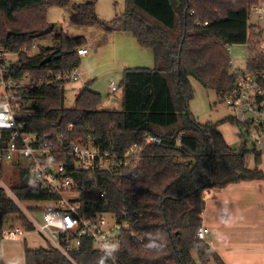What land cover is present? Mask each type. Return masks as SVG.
<instances>
[{
    "label": "trees",
    "instance_id": "obj_1",
    "mask_svg": "<svg viewBox=\"0 0 264 264\" xmlns=\"http://www.w3.org/2000/svg\"><path fill=\"white\" fill-rule=\"evenodd\" d=\"M262 2L124 0L123 13L112 23H123L121 31L152 53L154 66L124 69L118 85L122 108L108 111L100 108L101 96L88 88L79 92L73 108H67L64 83H46L52 74L77 68V49L86 45L84 37L70 38L63 29L49 25L48 8L70 6L71 24L106 28L95 13V1L0 0V46L17 56L8 74L26 75L33 84L21 92L28 105L22 118L24 132L36 134L40 142L63 135L64 146L89 138L117 157L133 145L140 148L127 166L114 170L79 169L66 153L52 159L64 162L73 179L74 200L86 216L114 214L120 223L130 224L119 233L114 264H221L215 251L197 236L205 191L264 176L258 169V149H232L218 130L221 122L201 124L192 116L188 109L194 97L191 80L223 102L234 85L227 48L248 45V40L250 67L264 70V54L257 50L264 29L249 26L250 9ZM43 39L51 44L36 47L38 52L29 55L34 42ZM9 136L7 130L0 132V146ZM250 154L253 169L246 167L245 156ZM13 168L19 180L9 192L0 186V228L5 215H17L22 229L34 231L21 204L54 203L58 197L38 186L26 165ZM99 187L106 191L104 198L97 194ZM74 239L58 237L62 249L72 247L67 256L51 244L37 249L25 245L24 264H97L105 255L90 237L82 236L78 247L73 246Z\"/></svg>",
    "mask_w": 264,
    "mask_h": 264
},
{
    "label": "built area",
    "instance_id": "obj_2",
    "mask_svg": "<svg viewBox=\"0 0 264 264\" xmlns=\"http://www.w3.org/2000/svg\"><path fill=\"white\" fill-rule=\"evenodd\" d=\"M250 15L255 17L256 23L250 22L249 26L257 24L260 26V23L264 22V2L253 6L250 9ZM247 44L249 50L247 69L240 67L235 69L230 64V70L234 75V85L223 102L231 109L230 120L237 127L241 146L252 151L264 141V70H253L250 67L253 57L250 54L249 40ZM33 47L36 48L35 43ZM88 52L86 47L77 49L80 58L85 57ZM10 55L15 54L7 53L5 48L0 46V87L3 89V94L0 96V132L2 130L10 132L6 143L0 146V168L4 163L26 165L36 184L47 190L49 194L58 197L54 203H48L42 209V224L29 216L37 232L43 235L46 241L67 256V251L72 247L64 250L59 246L60 234L65 235L67 240L74 236L73 246L75 247L79 246L82 236H88L94 241L96 248L103 252L101 245L117 243L121 230L130 227V224L120 223L114 214L86 216L80 209V203L75 201L74 197H70L72 194L75 195L73 179L67 174L64 162H55L52 159L66 153L79 169L114 170L127 166L128 161L136 158L140 153V148L133 145L125 150L122 157H117L107 150L96 147L89 138H79L64 146L63 135H57L53 140L46 138L40 142L37 141L36 134L24 132L22 118L28 105L21 92L33 84L26 75L13 78L8 74L11 61L7 57ZM80 75L81 72L77 67L70 73L50 75L46 83L63 82L65 85L76 81ZM41 84V82L38 83V85ZM110 86L112 93L119 90L114 82ZM152 141L156 144L161 142L159 139H152ZM97 194L100 198H104L106 191L103 187H99ZM207 233L208 228L200 226L197 236L205 241ZM16 234L17 232L13 229L4 232L5 237H15Z\"/></svg>",
    "mask_w": 264,
    "mask_h": 264
},
{
    "label": "crops",
    "instance_id": "obj_3",
    "mask_svg": "<svg viewBox=\"0 0 264 264\" xmlns=\"http://www.w3.org/2000/svg\"><path fill=\"white\" fill-rule=\"evenodd\" d=\"M94 1L95 13L97 17L105 24L106 22L109 23L105 25L106 28L100 25H95L97 29H101L102 31H105V33H109L105 41L102 42L105 44L108 41L109 35L114 37L113 39L117 37L119 51L117 50V55L114 57L115 61L113 62H116L118 66H121L124 69L131 66H140L137 64H148L149 66L150 62H153L152 53L150 52L151 54H148L151 55L149 56L150 58L147 54H141L140 51H142V48L138 46L136 41L135 44L132 42V39L134 40V38L128 33L121 31L122 27H118L117 23H112L115 17H111L109 13L107 15L102 13L103 9H100V7L104 5L106 9L107 7L110 8L114 0ZM77 2L82 1L77 0ZM99 3L102 5L99 6ZM115 5L116 4L113 3V10ZM68 36L71 38L82 35L71 33ZM85 40L86 45L83 47L88 48V41L86 38ZM113 46H115V44ZM122 49H132V51L134 50L137 55H144V59L141 57V59L134 61L133 59L127 58L126 55H122ZM118 52L120 55H118ZM88 54L81 58H86ZM129 60L132 61L130 62ZM86 73L88 72L81 71V75L78 76L76 82H79L80 78L86 75ZM87 83L88 81L85 82L84 86L78 89L73 88V86H71L72 84H70L73 91L70 92V95L72 94L73 99L77 97L80 91L87 88ZM117 92L121 93L120 90ZM66 95L67 93L64 89V98ZM110 101L113 104L116 99L112 98ZM108 111L115 110L109 109ZM218 130L230 148L238 149L241 146L235 124L229 121L221 123L218 126ZM257 149L260 153V165L258 169L264 176V141ZM253 161V154L245 156L247 168H254ZM12 217L17 219V215H5L3 217V222L9 218L13 219ZM201 219V226L208 228L205 242L215 251L221 264H264V178L233 183L222 188L207 189L205 191V206L201 214ZM11 227L13 226L11 225ZM10 229L12 230L14 228ZM25 232L26 233L23 232L21 235L18 233L15 237L6 238L2 236V233L0 234V241L2 242L0 252L3 254L6 264H23L25 245L29 249L46 247H43L41 243L39 244L36 242H33L34 245H28L27 242L30 240V234L28 231ZM18 236L23 237L18 240H13ZM15 247L16 251L13 249ZM20 247L22 248V252L19 250ZM8 254H11L12 256L5 258Z\"/></svg>",
    "mask_w": 264,
    "mask_h": 264
},
{
    "label": "rangeland",
    "instance_id": "obj_4",
    "mask_svg": "<svg viewBox=\"0 0 264 264\" xmlns=\"http://www.w3.org/2000/svg\"><path fill=\"white\" fill-rule=\"evenodd\" d=\"M73 2H77V0H71ZM80 1V0H79ZM83 1V0H81ZM85 1V0H84ZM104 1V0H101ZM113 3H115L114 10L112 9ZM102 4L99 3V6ZM106 6V5H105ZM100 9H103L104 15H111V17L120 16V14L124 11V0H114L111 4V7H104L101 6ZM70 15H71V8L70 6H58L54 5L48 8L47 10V21L49 25H55V29H64L65 33L70 35L71 33H76L77 35L80 34L84 36L88 41V51L89 54L86 58H80V64L78 66V70L88 72L86 75L82 76L80 78L79 82L72 81L70 83H66L64 86V89L67 93V95L64 98V106L67 108H73L75 105V99H73L72 94L70 95V92H73L71 89V86L73 88L78 89L85 85V82L88 81L86 84L87 88L95 93H98L101 96L103 104H100V108L103 110H115L120 111L122 106V96L120 92L112 93L110 92L111 89V83L114 82L117 86L120 85V82L122 80V74L124 71V68L121 66H118V64L114 60V57L117 55V50L119 47L117 37L113 39L114 37H111L109 35L108 41L104 44L103 42L107 38L109 33H105V31H102L101 29H97L96 26H90V27H81L76 26L70 23ZM112 18V19H113ZM250 21L253 23H256V19L254 16L250 18ZM118 27H122L123 23L121 21H116ZM106 24H109L106 22ZM261 29H264V22L260 23ZM122 29V28H121ZM79 32V33H78ZM132 38V37H131ZM259 40V48L257 49L258 52H261L264 54V34L261 38L257 39ZM103 41V42H102ZM135 39H132L133 44H135ZM256 41V42H257ZM36 44V47H46L51 44V41L49 39H43V40H37L34 42ZM262 43V44H261ZM115 44V46H113ZM129 48V47H127ZM126 48V49H127ZM137 48V47H136ZM98 49V50H96ZM229 50V59L230 64L235 69L237 67H240L241 69H247V62H248V55L249 50L245 44L242 45H231L227 48ZM119 51V50H118ZM38 52V49L32 48L28 54L34 55ZM122 55H126L127 58L133 59L134 61L141 59H144V55L136 54L134 50H121ZM141 54H147V56H151L148 54H151L149 50L142 49L140 51ZM118 55L120 53L118 52ZM150 58V57H149ZM8 60L11 62L17 60L16 55H10L7 57ZM130 62L132 60H129ZM133 61V62H134ZM140 63V62H139ZM142 63V62H141ZM140 66H131L126 68H152L153 62H150V65L148 64H137ZM193 89H194V97L191 99L188 103V109L189 112L192 114V116L201 124H205L207 122H221L225 123L224 120L231 119L232 112L231 109L216 95L215 92L211 90H207L203 88L198 82L195 80H191ZM70 84H72L70 86ZM110 87V89H109ZM120 90V89H119ZM111 93V94H110ZM3 94V89L0 87V96ZM115 98L116 101L112 104L111 99ZM105 102V103H104ZM220 123V124H221ZM14 165L12 163H4L0 168V186L6 191L9 192V188L13 183H16L19 180L17 170L13 168ZM70 197H75V195H71ZM50 203V202H48ZM48 203H37V202H24L22 203V207L25 209L23 210L27 216L32 217L36 222L42 224V218H41V212L38 211H30L27 212L26 210L28 207H40L45 208ZM13 219H7L3 222L2 228L0 230V234L2 233V236H4V232L7 230H11L10 228H14L20 235L25 230L22 229L20 226V223L18 219L15 217H12ZM13 223V224H10ZM11 225L13 227H11ZM30 234V240L27 242L28 245H34L33 242L41 243L44 246L47 247V245L51 244L48 241H45L44 236L39 234L37 230L34 231H28ZM38 233V234H37ZM16 234V235H17ZM23 237V236H22ZM22 237H16L13 240H18ZM1 238V237H0ZM6 238V237H5ZM44 238V239H43ZM12 239V238H11ZM2 242L0 241V246ZM54 246L53 244H51ZM40 248V247H39ZM16 251V247L13 248ZM20 252H22V248L20 247ZM11 254H8L5 256V258L11 257ZM0 264H6L3 254L0 252ZM17 264V263H14ZM23 264H24V253H23Z\"/></svg>",
    "mask_w": 264,
    "mask_h": 264
},
{
    "label": "clouds",
    "instance_id": "obj_5",
    "mask_svg": "<svg viewBox=\"0 0 264 264\" xmlns=\"http://www.w3.org/2000/svg\"><path fill=\"white\" fill-rule=\"evenodd\" d=\"M101 250L105 253L104 256L100 257L97 264H105L107 259H112L113 264L115 261V253L119 250V244L117 243H104L101 245Z\"/></svg>",
    "mask_w": 264,
    "mask_h": 264
},
{
    "label": "water",
    "instance_id": "obj_6",
    "mask_svg": "<svg viewBox=\"0 0 264 264\" xmlns=\"http://www.w3.org/2000/svg\"><path fill=\"white\" fill-rule=\"evenodd\" d=\"M50 60V58L48 57V58H46L45 60H43L42 62H41V65L42 64H44V63H46V61H49Z\"/></svg>",
    "mask_w": 264,
    "mask_h": 264
}]
</instances>
